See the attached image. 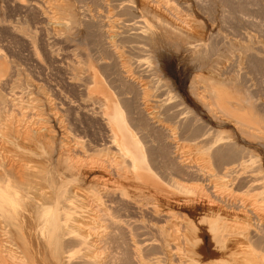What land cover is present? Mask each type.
Returning a JSON list of instances; mask_svg holds the SVG:
<instances>
[{
	"label": "bare ground",
	"instance_id": "bare-ground-1",
	"mask_svg": "<svg viewBox=\"0 0 264 264\" xmlns=\"http://www.w3.org/2000/svg\"><path fill=\"white\" fill-rule=\"evenodd\" d=\"M198 4L0 0V264H264V44Z\"/></svg>",
	"mask_w": 264,
	"mask_h": 264
},
{
	"label": "rangeland",
	"instance_id": "rangeland-1",
	"mask_svg": "<svg viewBox=\"0 0 264 264\" xmlns=\"http://www.w3.org/2000/svg\"><path fill=\"white\" fill-rule=\"evenodd\" d=\"M198 1L200 5L198 4L196 7L193 5L188 7L187 12L191 7H193L191 8L192 11L194 10L193 12L191 10L188 12L189 18H197V20L202 21V25L205 26H209L210 24L212 25L213 23L215 24L217 22L219 23L220 21V25L223 27L222 30L225 32L227 31V34L229 33L230 36L232 35V38L239 39L240 37L238 35H240L241 32H251L256 38L260 37L258 40L261 39V42H263L261 44H264V0ZM241 18L242 20H240ZM209 22L210 24H208ZM14 44L15 43L12 45L14 48H16L18 45L15 44L17 45L15 46ZM16 50H19V46L18 49L16 48ZM247 65L249 70H251L252 75L256 78H259L261 84H263L260 93L264 96V64L252 59L247 63Z\"/></svg>",
	"mask_w": 264,
	"mask_h": 264
}]
</instances>
